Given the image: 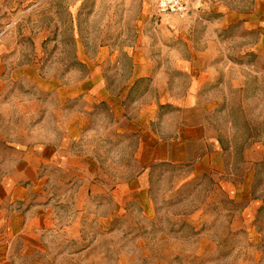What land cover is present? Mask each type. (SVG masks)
Wrapping results in <instances>:
<instances>
[{"label": "rangeland", "instance_id": "374dc122", "mask_svg": "<svg viewBox=\"0 0 264 264\" xmlns=\"http://www.w3.org/2000/svg\"><path fill=\"white\" fill-rule=\"evenodd\" d=\"M0 264H264V0H0Z\"/></svg>", "mask_w": 264, "mask_h": 264}, {"label": "built area", "instance_id": "2783aa9c", "mask_svg": "<svg viewBox=\"0 0 264 264\" xmlns=\"http://www.w3.org/2000/svg\"><path fill=\"white\" fill-rule=\"evenodd\" d=\"M155 2L162 13L183 16L189 11V0H155Z\"/></svg>", "mask_w": 264, "mask_h": 264}]
</instances>
